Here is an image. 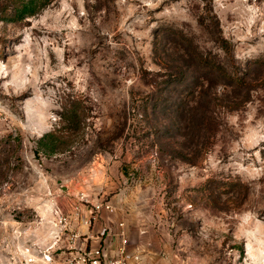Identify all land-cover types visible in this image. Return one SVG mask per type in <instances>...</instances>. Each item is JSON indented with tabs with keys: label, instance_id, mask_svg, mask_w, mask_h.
I'll use <instances>...</instances> for the list:
<instances>
[{
	"label": "rangeland",
	"instance_id": "rangeland-1",
	"mask_svg": "<svg viewBox=\"0 0 264 264\" xmlns=\"http://www.w3.org/2000/svg\"><path fill=\"white\" fill-rule=\"evenodd\" d=\"M14 1L0 264L61 233L81 194L143 219L138 264H264V0H54L1 20Z\"/></svg>",
	"mask_w": 264,
	"mask_h": 264
},
{
	"label": "built area",
	"instance_id": "built-area-1",
	"mask_svg": "<svg viewBox=\"0 0 264 264\" xmlns=\"http://www.w3.org/2000/svg\"><path fill=\"white\" fill-rule=\"evenodd\" d=\"M81 205L85 206V224H90L99 218L102 211L114 214L116 206L109 200H91L85 194L78 197V201L72 205L75 214L81 211ZM63 218H60L62 224ZM64 224V223H63ZM61 233L54 237L51 245L44 247L36 245L18 249L21 264H138L146 253V243H137L129 246V240L125 232V223L119 222L117 229H110V234L118 238V245L102 239L95 247L85 245V239L77 231L60 228ZM67 231L66 233H64ZM142 234L144 231L141 232Z\"/></svg>",
	"mask_w": 264,
	"mask_h": 264
},
{
	"label": "crops",
	"instance_id": "crops-1",
	"mask_svg": "<svg viewBox=\"0 0 264 264\" xmlns=\"http://www.w3.org/2000/svg\"><path fill=\"white\" fill-rule=\"evenodd\" d=\"M111 202L116 206L117 211L114 214L102 211L99 218H96L90 224L84 223V219L87 216L85 206H80L81 211L79 214H75L72 208H68L67 212H65V216L62 217L63 222L59 227L62 226L65 230L77 231L82 236V239H85V245L88 247L97 246L102 239H106L111 242L113 246H117L119 242L118 238L110 234V229H117V224L122 221L125 223V232L129 240V246L132 248V239L137 236L138 222H141L143 219L130 218L129 216H132L131 212L130 215L123 212L122 209L119 208L120 206L116 200H111ZM56 225H58V223H56ZM66 232L67 231L64 233ZM57 234L58 233L55 231L46 232L42 238V243H40V241L38 245L44 247L51 245Z\"/></svg>",
	"mask_w": 264,
	"mask_h": 264
},
{
	"label": "trees",
	"instance_id": "trees-1",
	"mask_svg": "<svg viewBox=\"0 0 264 264\" xmlns=\"http://www.w3.org/2000/svg\"><path fill=\"white\" fill-rule=\"evenodd\" d=\"M52 1L54 0H15L13 8H12V12L10 14L2 16L1 20L5 19L10 22H16V21L23 20L27 17L34 16L38 14L43 8L48 6ZM221 46L223 48L227 47V45H225L224 40H222ZM45 146L43 149L46 148ZM49 149L51 152L54 148L53 146H51Z\"/></svg>",
	"mask_w": 264,
	"mask_h": 264
}]
</instances>
